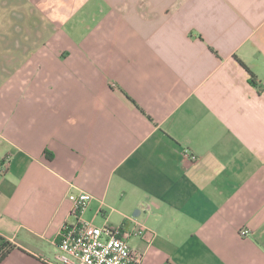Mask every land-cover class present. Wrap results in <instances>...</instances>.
I'll list each match as a JSON object with an SVG mask.
<instances>
[{
  "label": "crops",
  "instance_id": "0c3cea01",
  "mask_svg": "<svg viewBox=\"0 0 264 264\" xmlns=\"http://www.w3.org/2000/svg\"><path fill=\"white\" fill-rule=\"evenodd\" d=\"M80 190L138 264H264V0H0V264Z\"/></svg>",
  "mask_w": 264,
  "mask_h": 264
},
{
  "label": "built area",
  "instance_id": "2783aa9c",
  "mask_svg": "<svg viewBox=\"0 0 264 264\" xmlns=\"http://www.w3.org/2000/svg\"><path fill=\"white\" fill-rule=\"evenodd\" d=\"M68 198L75 221L63 226L51 264H138L141 261L142 253L132 247L128 239L133 235L145 238L149 233L146 226L95 225L82 218L91 195L80 190L70 193ZM247 232L246 229L240 231L242 235Z\"/></svg>",
  "mask_w": 264,
  "mask_h": 264
},
{
  "label": "trees",
  "instance_id": "16d2710c",
  "mask_svg": "<svg viewBox=\"0 0 264 264\" xmlns=\"http://www.w3.org/2000/svg\"><path fill=\"white\" fill-rule=\"evenodd\" d=\"M246 68V66L242 63ZM16 246L11 243L8 239L0 236V262L9 254V252Z\"/></svg>",
  "mask_w": 264,
  "mask_h": 264
},
{
  "label": "rangeland",
  "instance_id": "374dc122",
  "mask_svg": "<svg viewBox=\"0 0 264 264\" xmlns=\"http://www.w3.org/2000/svg\"><path fill=\"white\" fill-rule=\"evenodd\" d=\"M83 26V25H82ZM72 37V42L76 45H78V43L81 41L79 38H76L74 35L71 36Z\"/></svg>",
  "mask_w": 264,
  "mask_h": 264
}]
</instances>
